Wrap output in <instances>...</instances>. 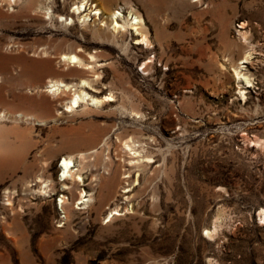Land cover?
I'll return each mask as SVG.
<instances>
[{
  "label": "rangeland",
  "instance_id": "rangeland-1",
  "mask_svg": "<svg viewBox=\"0 0 264 264\" xmlns=\"http://www.w3.org/2000/svg\"><path fill=\"white\" fill-rule=\"evenodd\" d=\"M80 1L0 0V264H264V0ZM113 11L142 15L152 46ZM51 78L115 100L69 111ZM131 134L151 158L125 183ZM66 156L84 185L62 180Z\"/></svg>",
  "mask_w": 264,
  "mask_h": 264
},
{
  "label": "bare ground",
  "instance_id": "bare-ground-1",
  "mask_svg": "<svg viewBox=\"0 0 264 264\" xmlns=\"http://www.w3.org/2000/svg\"><path fill=\"white\" fill-rule=\"evenodd\" d=\"M91 1L92 0H81L79 2V4L75 7L74 11L76 13L81 14L84 11H86L87 9H90V13L93 12L96 15H100V14L104 13L103 8L98 7L99 5L93 4ZM40 7L42 9H44V6L41 5ZM118 15H122V13L120 11H117V12L113 11L112 13L110 12L109 14H107V18H109V20H111V24H113L112 26L116 32L125 31V30H128L130 28L134 29V30H136L137 34L140 36V38H139L140 43L146 44L147 46H150V45L152 46V41L149 38V33H148L149 31H147V29H146L145 19L142 15L134 14V12L132 11V14H131L132 16L130 18H128V17L126 18L125 16L122 15V20L118 19ZM87 16H89V13L83 15L82 17L84 19H86ZM80 18H81V16H80ZM66 19H68V18H66ZM240 26L242 27L243 25H240ZM60 55H61L60 56L61 60L65 61V62L67 61L71 65L78 66V67H84L87 69L94 68V64L91 63L92 61H94L96 59V56L94 54L89 55V59L91 60V62H85L84 59L78 53H75V52L62 53ZM249 58H250V53H247L245 56H243L241 58V61L237 65H235L234 71H235L237 78H239V79L243 78L248 83V85H251L252 84L251 83L252 82L251 77L248 74H246V72L243 71L244 66H242L243 63L247 62ZM97 76H99V74H97ZM92 77H93V75H92ZM46 83H47V85H46L45 91L52 93L54 95H59V94L64 95V94H66V92L68 90H74L72 96L70 95L71 97H69V101L67 102V110H69V111L79 107L83 103L88 104V105L100 106L104 103L112 102L115 100V96L112 93H110L109 95H106L104 97H100V96H97L96 94H93V93H90L89 91H87L86 88L91 86L90 80L87 78H81L78 82H74V83L65 82L62 79L51 78ZM76 86H78V87H76ZM93 92L97 93L98 91L93 90ZM131 112L137 113V114L140 113V111L136 110L135 108H133ZM120 141H121L122 151L127 153L126 155H129V162L127 164H123V167L125 168V170H127L124 173H127V174H125L126 176L124 175L125 179H122V180H124V182L127 183L128 181H131V179L129 177L132 175V170L136 167L141 166V165H139V163L141 161H144V157L151 158V156L141 155L142 150H140L139 145L137 144L138 140L135 138V135L134 136L132 134L128 135V136L126 135V137H123L122 139H120ZM102 151H103V149H102ZM95 152H98V151L96 150ZM121 152L118 155H120ZM88 154H89V152H88ZM80 157H81V160L85 161L87 158V153L86 152L80 153ZM123 157H124V155H123ZM122 158L120 157V160ZM113 163L114 162L110 159V164H109L110 168H108V170H113V168H112L114 165ZM119 164H122V162L118 163V165ZM117 167H119V166H117ZM117 167L112 172V174H110L108 171V174H110V177L108 176L105 183L110 184L114 180L117 179L116 178L118 176V168ZM61 170H62V173H61L62 180H64V181L68 180L72 183H78L80 185H84L83 170H82V168H80L76 165L73 156L64 157L62 164H61ZM118 180H120V179H118ZM44 181L45 180L43 178L38 177V182L44 183L43 185H40L42 188L39 189V191L42 192L43 194H47L48 190H50V188H49L50 183L44 182ZM33 183L28 184V186L31 187L32 185H34ZM63 188L68 189V188H70V186L67 184L66 185L64 184ZM124 192H126V191H124ZM79 194H80V196H79L80 204H83V203L88 204V202H91L90 197L86 198V196H88V194L84 188L83 189L81 188V190H79ZM66 199H67V197L65 195H63L62 198L60 199L61 204L69 203V201H66ZM7 200H8L7 204L12 205L11 200L10 199H7ZM118 214H119L118 209L114 208L111 210V212L108 215H106V217H109L108 221H111L113 218H115V215H118ZM260 219L262 220V223H264V208L260 212Z\"/></svg>",
  "mask_w": 264,
  "mask_h": 264
}]
</instances>
